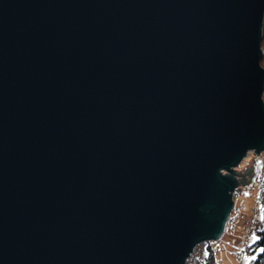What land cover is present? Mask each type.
Masks as SVG:
<instances>
[{"label":"water","instance_id":"1","mask_svg":"<svg viewBox=\"0 0 264 264\" xmlns=\"http://www.w3.org/2000/svg\"><path fill=\"white\" fill-rule=\"evenodd\" d=\"M263 17L0 0V264H184L218 240L232 168L264 152Z\"/></svg>","mask_w":264,"mask_h":264},{"label":"rangeland","instance_id":"2","mask_svg":"<svg viewBox=\"0 0 264 264\" xmlns=\"http://www.w3.org/2000/svg\"><path fill=\"white\" fill-rule=\"evenodd\" d=\"M263 44L264 42L262 41V52ZM263 57L264 56H262L260 60L262 68H264ZM262 94L264 104V91ZM262 154L260 153L257 156L251 151L248 152L245 158L238 163L237 166L232 168L239 176H233L228 172L229 175L236 179L238 185L232 195L234 207L230 213V219L226 226L227 231H225V229V232L218 240H212L210 242L214 249L217 264H249L246 256V249L248 244L252 242L256 232L255 229L260 223L257 219V215H255L254 209V197L259 191V186L256 185L254 181L258 180V176L263 173L261 170L262 167L260 166L261 161H259V163L257 161ZM224 172L223 174H225ZM202 244H204V242L197 245L191 254L197 253V250L202 247ZM184 264H187V262Z\"/></svg>","mask_w":264,"mask_h":264},{"label":"trees","instance_id":"3","mask_svg":"<svg viewBox=\"0 0 264 264\" xmlns=\"http://www.w3.org/2000/svg\"><path fill=\"white\" fill-rule=\"evenodd\" d=\"M264 20V17H263ZM262 41L264 42V27L262 33ZM264 52V44H263ZM264 56V55H263ZM264 62V57H263ZM264 67V65H263ZM263 153V154H262ZM261 156L257 159L258 163L261 161L262 174H260L259 179L255 180L254 183L258 185L259 191L256 193L254 199V209L257 219L260 221L258 227H256V232L252 242L248 244L246 249V256L249 264H264V152H261ZM262 175V176H261ZM253 183V184H254ZM252 186V185H251ZM230 219V216H229ZM227 231V227L226 230ZM195 250V249H194ZM196 254V255H195ZM190 255L187 264H217L214 249L212 243L204 242L202 247L197 250V253Z\"/></svg>","mask_w":264,"mask_h":264},{"label":"bare ground","instance_id":"4","mask_svg":"<svg viewBox=\"0 0 264 264\" xmlns=\"http://www.w3.org/2000/svg\"><path fill=\"white\" fill-rule=\"evenodd\" d=\"M263 27H264V22L262 23V29H263ZM262 31V30H261ZM224 172V171H223ZM224 173H226V172H224ZM227 226V225H226Z\"/></svg>","mask_w":264,"mask_h":264}]
</instances>
